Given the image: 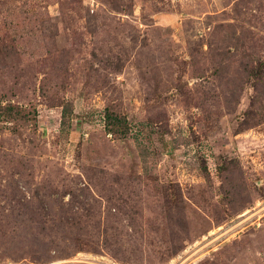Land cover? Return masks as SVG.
I'll use <instances>...</instances> for the list:
<instances>
[{"label": "rangeland", "instance_id": "1", "mask_svg": "<svg viewBox=\"0 0 264 264\" xmlns=\"http://www.w3.org/2000/svg\"><path fill=\"white\" fill-rule=\"evenodd\" d=\"M10 262L264 264V0H0Z\"/></svg>", "mask_w": 264, "mask_h": 264}, {"label": "trees", "instance_id": "2", "mask_svg": "<svg viewBox=\"0 0 264 264\" xmlns=\"http://www.w3.org/2000/svg\"><path fill=\"white\" fill-rule=\"evenodd\" d=\"M106 124L109 128V131L110 132H114L116 133L117 129L119 128L118 125H121V124H127V119L123 118V117H120V116H116L114 115L113 113H111L109 110H107L106 112ZM127 131H125L124 134H126Z\"/></svg>", "mask_w": 264, "mask_h": 264}, {"label": "built area", "instance_id": "3", "mask_svg": "<svg viewBox=\"0 0 264 264\" xmlns=\"http://www.w3.org/2000/svg\"><path fill=\"white\" fill-rule=\"evenodd\" d=\"M5 264H27L26 262H10V263H5Z\"/></svg>", "mask_w": 264, "mask_h": 264}]
</instances>
